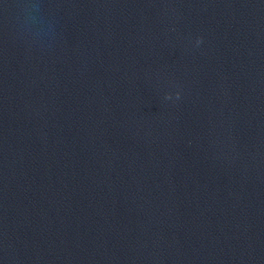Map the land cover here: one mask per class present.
Returning <instances> with one entry per match:
<instances>
[{"label": "water", "instance_id": "obj_1", "mask_svg": "<svg viewBox=\"0 0 264 264\" xmlns=\"http://www.w3.org/2000/svg\"><path fill=\"white\" fill-rule=\"evenodd\" d=\"M0 264H264V0H0Z\"/></svg>", "mask_w": 264, "mask_h": 264}]
</instances>
